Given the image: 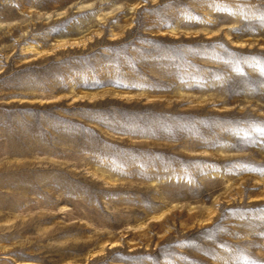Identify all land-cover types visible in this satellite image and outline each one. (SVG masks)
<instances>
[{
	"label": "rangeland",
	"instance_id": "obj_1",
	"mask_svg": "<svg viewBox=\"0 0 264 264\" xmlns=\"http://www.w3.org/2000/svg\"><path fill=\"white\" fill-rule=\"evenodd\" d=\"M0 264H264V0H0Z\"/></svg>",
	"mask_w": 264,
	"mask_h": 264
}]
</instances>
